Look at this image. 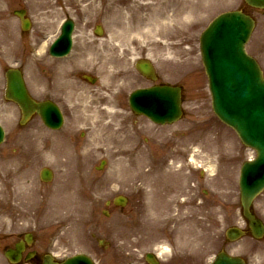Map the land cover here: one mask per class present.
Listing matches in <instances>:
<instances>
[{"label": "rangeland", "instance_id": "obj_1", "mask_svg": "<svg viewBox=\"0 0 264 264\" xmlns=\"http://www.w3.org/2000/svg\"><path fill=\"white\" fill-rule=\"evenodd\" d=\"M166 1L0 0V124L6 130L0 146V264H9L4 249L25 232L34 234V249L40 253L54 249L64 257L83 252L98 264H144L143 256L162 245L169 250L160 248L161 264H208L221 250L264 264V238H226L229 227L246 226L240 167L256 153L214 115L199 43L216 15L246 4L191 0L197 8L184 18L180 32L149 38L153 14ZM174 3L168 14L189 12ZM19 8L33 21L26 34L13 14ZM252 13L258 25L248 47L264 66V13ZM67 17L77 24L78 54L53 60L35 42L57 34ZM96 24L105 29L100 37L92 32ZM35 51L41 55L33 56ZM140 58L154 63L159 82L183 87L184 116L176 124L155 126L131 113L129 93L152 84L135 69ZM10 67L24 70L33 96L58 102L65 116L60 130L47 128L38 116L19 123L20 110L4 99V72ZM84 72L96 82L82 81ZM102 160L106 164L99 169ZM45 166L54 171L49 183L39 179ZM6 174H16V179H4ZM21 175L32 189L17 179ZM184 175L191 176L187 185ZM161 192H168L166 200L156 198L152 208L145 204L152 193ZM118 194L130 196L125 212L109 207L110 216L103 215L105 202ZM137 199L142 207L135 210ZM156 203L162 205V215L151 213ZM188 209L198 210L190 237L177 223ZM254 212L264 221V193Z\"/></svg>", "mask_w": 264, "mask_h": 264}, {"label": "water", "instance_id": "obj_2", "mask_svg": "<svg viewBox=\"0 0 264 264\" xmlns=\"http://www.w3.org/2000/svg\"><path fill=\"white\" fill-rule=\"evenodd\" d=\"M253 24L250 17L241 12L232 11L220 15L203 37L202 53L211 76L217 113L238 130L245 143L258 150L257 158L243 165L240 178L244 213L251 220L252 226L257 227L261 224L254 219L249 207L255 194L264 186V78L258 63L245 50ZM69 28L66 24L59 43L67 42ZM146 70H150L148 65ZM9 91V97L15 99L23 110V122L38 112L48 126L54 128L61 125L62 119L57 107L49 102L37 103L31 99L18 70H12L9 74ZM180 101V88L171 86L139 90L131 99L135 111L162 123L179 118ZM1 135L0 130V142ZM231 231L237 236L242 234L237 229ZM22 245H18V253ZM65 264L93 263L83 256H76ZM212 264L244 262L238 257L220 252Z\"/></svg>", "mask_w": 264, "mask_h": 264}, {"label": "bare ground", "instance_id": "obj_3", "mask_svg": "<svg viewBox=\"0 0 264 264\" xmlns=\"http://www.w3.org/2000/svg\"><path fill=\"white\" fill-rule=\"evenodd\" d=\"M173 2H175L174 5H176V3L178 2L183 7V9H186V10H184L186 12H187V9L189 8V12H187L186 14H182V12L180 11L181 13H172V14L169 13L168 14L167 11L169 10V6L173 5ZM196 8H197V4L192 3L191 0H169V1L164 2L163 4H161V8H160L161 12L156 14L155 17H154V23L149 24L150 27L148 28V31H147L148 34H149V38L154 39V38L160 37V39H162L165 36H171V35L177 34L178 32L181 31L180 24L184 22V18L185 19L191 18L193 16L194 10ZM175 22H176V24L178 26H176V27L173 26L172 27L171 24L175 23ZM156 42H158V41L157 40L156 41L153 40V44H155ZM38 54L41 55L39 52H38ZM97 67L100 70H102L103 66H97ZM128 151H130L131 154L133 152V150L131 148L128 149ZM191 161H193V159ZM205 166L206 165H204L203 168ZM186 167L187 166L185 165V168ZM181 169H182V166H181ZM183 169H184V166H183ZM212 169H213L212 166L208 167L209 171H212ZM149 171H152V169L149 170ZM7 177H9L10 179L15 180L16 179V174H13L12 176L9 175V174H6L4 179H6ZM182 178L186 180L184 184L187 185V182L191 179V176L184 175ZM17 179H19L20 181L24 182V186H25L26 189H29V188L32 189L31 184L29 183L30 181L25 180L24 176H22V175L18 176ZM172 188H173V191L175 192L176 191L175 187H172ZM83 189H91V188H83ZM171 191H172V189H171ZM174 192H172L173 195L175 194ZM167 193L168 192H164L162 194L159 193V194H157L155 196L157 198H159V199H163L166 196H168ZM60 196H62V193L59 191L58 195L56 197L58 198ZM16 197L13 198L15 200V202H16L15 204H17V198ZM185 202H189V201L186 200ZM56 208H58L57 202H56ZM200 211H203V210H200ZM196 212H198V210H193V209L190 210V209H188V213L185 214L184 219L178 218V220H177L178 225H181L183 227L185 235L187 237H190L192 232H193V229H194V226H195L193 221H195ZM191 230H192V232H191ZM161 249L164 250V251H168L169 247L162 246Z\"/></svg>", "mask_w": 264, "mask_h": 264}]
</instances>
